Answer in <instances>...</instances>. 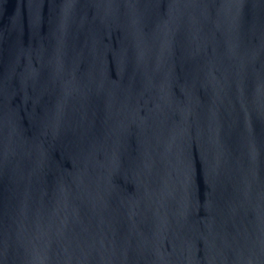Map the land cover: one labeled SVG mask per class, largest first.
I'll return each mask as SVG.
<instances>
[{
	"label": "water",
	"instance_id": "obj_1",
	"mask_svg": "<svg viewBox=\"0 0 264 264\" xmlns=\"http://www.w3.org/2000/svg\"><path fill=\"white\" fill-rule=\"evenodd\" d=\"M0 264H264V0H0Z\"/></svg>",
	"mask_w": 264,
	"mask_h": 264
}]
</instances>
